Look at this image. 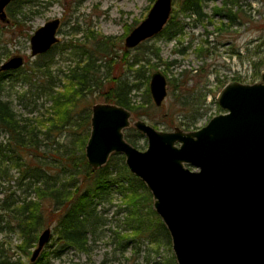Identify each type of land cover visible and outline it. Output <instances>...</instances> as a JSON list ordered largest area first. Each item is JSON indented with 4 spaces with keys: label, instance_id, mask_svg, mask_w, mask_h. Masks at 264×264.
Returning <instances> with one entry per match:
<instances>
[{
    "label": "trees",
    "instance_id": "trees-1",
    "mask_svg": "<svg viewBox=\"0 0 264 264\" xmlns=\"http://www.w3.org/2000/svg\"><path fill=\"white\" fill-rule=\"evenodd\" d=\"M41 1L13 0L7 7L11 23L1 24L0 30H8L10 27L13 28L11 33L15 34L16 31L20 36L29 38L30 35L23 32L24 28L20 27V23L29 17L27 12L38 6ZM207 1L215 0H173L174 7L166 24L153 37H162L166 41L179 39L184 32V24L178 19L179 16H192V25H197L208 17L203 11ZM220 1L221 5L213 8L212 15L226 19L223 26L240 25L242 16L245 15L243 5L246 0ZM89 33L87 38L92 39L90 49L79 44H68L70 49L79 50L80 58H85L79 59L78 64L64 74L68 82L63 85V91L55 90L57 84L54 79H58L54 75L43 72L49 71L53 56L59 50L53 51L58 47L57 43L48 51L36 56L33 62L37 71L34 72L35 80H28L29 75L23 79L30 82L29 87L37 92V97L43 94L50 100V113L44 120L38 121L37 117H34V120L22 118L4 97L6 84L13 77L18 79L15 75L21 71L24 72L21 74L26 75L25 65L18 69H0V136H5V140L0 139V176L7 180L12 179L14 176L9 172L14 168L18 173L15 177L16 189L25 193L22 198L14 197L11 193H6L1 198L3 216H8V221L10 215L15 217L13 225L10 227L7 224V227L23 235L29 245L35 240L38 225L44 223V213L50 216L49 223L51 220L55 221V248L51 252L41 253L29 264H51L50 256L60 258L67 250L88 253L91 239L99 235V231H102L106 224L104 205L111 201L115 193L122 201V208H119L117 213L124 214L122 221L125 223L123 228L112 232V240L119 245L118 250L123 253L128 247L132 248L133 261L143 252L141 264H177L173 253H168L171 248L170 235L153 209L151 193L145 184L128 170L124 156L112 153L106 163L97 169L88 164L84 147L89 137L91 109L89 106L78 107L86 95L94 92L101 95L105 102L123 106L136 117L147 116L153 124L158 123L149 112L140 108L146 104L147 107L153 106L149 101L139 106H134L132 101L134 91L140 90L150 78L151 58L159 60L158 48L147 46V39L133 48L122 46L120 64L117 63L116 52L113 50L115 44L111 37H98L93 32ZM132 49L135 53L131 55ZM6 51L8 50L3 54ZM183 51L184 48L179 49L180 53ZM116 65H122V75L113 77L112 72ZM170 65L168 63L166 68ZM165 70L163 72H166ZM195 90L191 89V92ZM145 91L149 96L148 87ZM206 94V91L200 93L201 100L190 94L187 96V93L181 94L182 105H189L187 117L190 120L180 123L184 131L194 130L197 122L206 113L202 108ZM34 109L30 111L33 112ZM40 122L43 123L44 131L39 129ZM59 135H63L64 139L58 138ZM142 136V133L134 128L124 131L125 139L133 146ZM4 227L0 226V232ZM3 249L7 248L2 244L0 264H24L20 258L4 257ZM133 261L129 260L127 264H133Z\"/></svg>",
    "mask_w": 264,
    "mask_h": 264
},
{
    "label": "water",
    "instance_id": "water-1",
    "mask_svg": "<svg viewBox=\"0 0 264 264\" xmlns=\"http://www.w3.org/2000/svg\"><path fill=\"white\" fill-rule=\"evenodd\" d=\"M13 0H0V20ZM173 0H155L147 16L124 39L125 48L159 33ZM60 20L54 18L30 36L31 55L58 41ZM23 58L15 55L0 65L16 69ZM167 80L159 72L149 78L155 105L166 96ZM224 110L202 127L184 131L155 129L137 119L132 126L146 137L138 150L124 137L131 125L130 110L99 102L91 106L89 137L84 147L88 164L97 169L112 153L124 156L128 170L151 193L153 209L167 228L177 264H264V71L254 83L230 81L216 97ZM38 236L30 261L50 238Z\"/></svg>",
    "mask_w": 264,
    "mask_h": 264
},
{
    "label": "rangeland",
    "instance_id": "rangeland-1",
    "mask_svg": "<svg viewBox=\"0 0 264 264\" xmlns=\"http://www.w3.org/2000/svg\"><path fill=\"white\" fill-rule=\"evenodd\" d=\"M153 2V0H42L38 6L27 12L29 17L20 23V27L24 28V33L27 32L30 35L46 21L54 18L60 20L57 30L58 47L53 51L59 50L53 56L49 71L43 72L54 75L58 79H54L57 84L55 90L63 91V85L68 82V78H65L64 74L68 72V69L78 64L79 59L85 58H80L79 50L70 49L68 44H79L90 49L92 39L91 37L87 38L90 36L89 32H93L98 37L100 35L110 36L111 41L115 44L113 50L116 52L117 63L122 64L124 39L147 16ZM246 3L243 5L245 15L242 16L243 21L240 25L223 26L226 19L212 15L213 8H218L221 1H208L206 9L208 17L198 22L197 25H192L194 17L179 16L178 19L184 24V32L179 39L174 38L166 41L162 37L156 36L146 40V45L157 47L159 54V60L151 58L152 69L149 75L160 71L167 80V93L162 103L157 106L150 97L151 95L148 96V92L145 91L149 79L140 90L134 91L132 96L134 106L149 101L153 106L147 107L146 104L140 108L149 112L158 123L153 124L147 116L136 117L130 111L131 125L127 128H134L132 123L141 119L158 130L172 131L175 127L184 130L180 123L190 120L187 117L189 105H182L181 94L187 93V96L190 94V96L201 100L200 93L206 91L207 94L202 104L206 113L197 122L196 130L205 125L211 117L224 112L218 106L216 97L225 84L230 81L251 84L260 79V74L264 71V0H246ZM173 7L174 3L172 2ZM1 24L4 23L0 22ZM12 31L13 28L10 27L8 30L5 28L0 30V52L4 48L0 54V65L9 58L19 55L23 58V64L20 67L25 65L27 69L25 70L26 75H23L24 72L21 71L23 74L15 75L18 79L13 77L6 84L4 97L22 118L37 117L38 121L44 120L50 113V100L43 94L41 97H37V92L29 87L30 82L23 80L28 75L30 77L28 80L32 82L35 80L34 72L37 71H35L36 66L33 62L36 56L31 55L29 38L20 36L16 31L17 36H15L14 33H11ZM182 48L184 51L180 53L179 49ZM5 50L8 51L3 54ZM130 52L132 55L135 50L132 49ZM168 63L171 65L166 68ZM104 66L105 63H103L102 70H104ZM122 70V65H116L112 72L113 77L121 76ZM191 89L196 90L191 92ZM99 102L105 101L101 95L93 92L86 95L78 107L89 106L91 109L93 104ZM30 109H34L33 112ZM40 124L41 126L38 124L39 129L44 131L43 123L40 122ZM171 124L173 126H170ZM57 137L64 139L63 135ZM0 139L5 140V136L2 134ZM135 147L141 151L146 149L147 140L144 135L136 142ZM9 174L14 176L10 180L0 176V200L6 193H11L14 197L18 196L17 198H22L25 195L21 189H16L17 171L11 168ZM24 187H26L25 183ZM112 196L111 201L104 205L106 224L102 231H99V235L90 238L89 252L67 250L60 258L50 256L51 264H127L129 260L133 261L132 248L128 247L122 253L118 250L119 245L112 240L113 230H120L125 225L122 221L124 214L117 213V210L122 208V201L115 193ZM3 211L0 201V226H5L0 232V247L3 244L7 248L3 249L4 257L13 256L22 259L24 264H29L31 254L37 246L38 236L47 228L51 232L50 238L43 245L38 256L44 252H51L55 248L56 235L53 233L55 221L51 220L49 223L50 216L47 213H44V223L41 226L38 225L35 231L34 242L28 245L23 235L10 228L13 225L14 215H10L8 221V216H3ZM7 224L10 226L9 228ZM161 253H163L162 249ZM168 253H172L171 248ZM143 254V252L139 253L133 264H141ZM128 258L130 259L127 260Z\"/></svg>",
    "mask_w": 264,
    "mask_h": 264
},
{
    "label": "flooded vegetation",
    "instance_id": "flooded-vegetation-1",
    "mask_svg": "<svg viewBox=\"0 0 264 264\" xmlns=\"http://www.w3.org/2000/svg\"><path fill=\"white\" fill-rule=\"evenodd\" d=\"M11 2H12V1H11ZM11 2H10V3H11ZM207 2H208V1H207ZM207 2H205V3H204V6H203V11H205V13H206V9H207ZM10 3H9V4H10ZM9 4H8V5H9ZM8 5L4 8L5 13H6V20H5V21H1V20H0V22L4 23L5 25L11 23V19L9 18V16H8V14H7V7H8ZM216 16H218V15H216ZM59 24H60V22H59ZM58 27H59V26H58ZM57 30H58V29H57ZM32 34H33V33H32ZM32 34H30V36H31ZM56 35H57V33H56ZM29 39H30V37H29ZM58 41H59V39H58ZM58 41H57L56 43H58ZM56 43H54V44H56ZM54 44H53V45H54ZM53 45H52V46H53ZM52 46H51V47H52ZM51 47H50V48H51ZM47 51H48V50H47ZM41 54H42V53H41ZM37 55H39V54H37ZM37 55H35V56H37Z\"/></svg>",
    "mask_w": 264,
    "mask_h": 264
},
{
    "label": "bare ground",
    "instance_id": "bare-ground-1",
    "mask_svg": "<svg viewBox=\"0 0 264 264\" xmlns=\"http://www.w3.org/2000/svg\"><path fill=\"white\" fill-rule=\"evenodd\" d=\"M159 72H160V71H159ZM259 80H260V79H259ZM259 80H258V81H259ZM194 130H195V129H194ZM190 131H191V130H190Z\"/></svg>",
    "mask_w": 264,
    "mask_h": 264
}]
</instances>
